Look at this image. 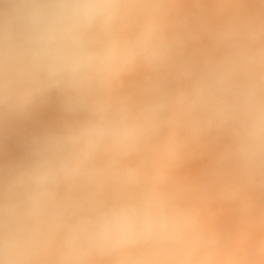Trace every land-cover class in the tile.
Here are the masks:
<instances>
[{"label": "clouds", "instance_id": "obj_1", "mask_svg": "<svg viewBox=\"0 0 264 264\" xmlns=\"http://www.w3.org/2000/svg\"><path fill=\"white\" fill-rule=\"evenodd\" d=\"M260 4L255 15L218 30L223 53L198 74L188 73L187 88L134 108L128 96L110 94L135 67L156 71L169 58L165 4L0 0V111L23 113L55 89L65 93L69 111L90 114L37 141L30 166L0 178V264H88L93 255L141 242H175L177 222L162 207L106 195L131 183L136 170L124 159L162 127L178 126L193 139L228 131L231 144L220 161L236 175L225 184V197L237 201L250 189H264V0ZM141 9L150 11L135 33L124 35ZM53 250L56 258L44 259Z\"/></svg>", "mask_w": 264, "mask_h": 264}, {"label": "bare ground", "instance_id": "obj_2", "mask_svg": "<svg viewBox=\"0 0 264 264\" xmlns=\"http://www.w3.org/2000/svg\"><path fill=\"white\" fill-rule=\"evenodd\" d=\"M157 2L167 6L166 12L170 8V16L166 14L164 20L169 39L176 46L172 51L177 52L173 57L169 55L156 71L135 67L113 87L110 99L128 96L134 108L151 102L161 93L175 95L187 88L188 73L198 74L207 61L223 53L224 47L216 39L218 30L237 17L255 15L261 10L260 0H141L144 4ZM148 11L139 10L125 25L123 34H133L128 27L135 21L141 24ZM190 15L195 17L192 23ZM181 33L179 41L177 35ZM196 38L200 42H195ZM184 40L189 46L195 42L194 51H188V55L183 48ZM180 57L183 63L179 62ZM53 92L38 98L23 113L0 111V178L30 166L37 141L90 119L86 110L67 109L65 93L62 97L57 95L61 102L58 99L53 102L51 98L56 96ZM51 103L59 108L54 107L56 113L52 107L53 110H48ZM230 144L228 131L211 130L193 139L178 126H166L152 134L123 161L136 170L129 178L131 183L118 191L110 189L106 195L109 199L119 195L129 201L143 198L162 207L177 222L178 228L172 233L175 242H141L109 255H93L88 264H123L126 259L197 264L206 258L215 264H227L230 260L264 264V189H250L237 201L225 197L224 186L236 175L233 165L220 161ZM54 258L55 250L44 257Z\"/></svg>", "mask_w": 264, "mask_h": 264}, {"label": "rangeland", "instance_id": "obj_3", "mask_svg": "<svg viewBox=\"0 0 264 264\" xmlns=\"http://www.w3.org/2000/svg\"><path fill=\"white\" fill-rule=\"evenodd\" d=\"M177 9H178V8H177ZM169 11H170V8H169ZM169 11L167 10V12H168V13L166 12L167 15H169ZM191 13H192V11H191ZM188 14H189V13H188ZM169 16H170V15H169ZM189 17H190V20H191V23H192V22H193L192 19L195 18V17H194V16L192 17L191 15H190ZM191 17H192V18H191ZM201 17H203V16L201 15L199 18H201ZM161 19H163L162 21H164L163 23L165 24V20H164V19H165V16L162 17ZM187 19H188V17H187ZM193 20H194V19H193ZM199 20H200V19H199ZM199 20H198V21H199ZM189 22H190V21L188 20V23H189ZM199 22H201V20H200ZM135 23H136V24H135ZM194 23H196V22H194ZM133 24H134V25H133ZM133 24L131 25V27L133 26L132 28H131L130 26L128 27V29H129L128 31H133V32L135 33V30L138 28V26H139L140 24H138L137 21H135ZM195 25H197V24H195ZM195 25L193 24L194 27H195ZM199 25H200V24H199ZM203 26H204V25H203ZM187 27H188V26H187ZM187 27L185 28L186 30H187ZM188 28H189V27H188ZM195 29H196V28H195ZM190 30H192V29H190ZM187 32H188V30H187ZM196 32H197V31H196ZM189 33H190V32H189ZM191 33H192V32H191ZM191 33H190V34H191ZM193 34H194V33H193ZM191 35H192V34H191ZM191 35H189V37H187L188 40H189V38H190ZM177 36H178L179 41H180V37L182 36V33H181L180 35H177ZM179 36H180V37H179ZM194 38H195V36H194ZM190 40H191V39H190ZM184 41H185V40H184ZM196 41H197V42H200L199 38H198V39L196 38L195 42H196ZM176 42H177V41H176ZM195 42H193V46H194ZM185 43H186V44H185ZM185 43H183L184 47H183V46H182V47L184 48L185 53H187V55H188V53H189L188 51H192V50L194 49V47H193L191 44H190V46H191V47H190L189 44H187V41H185ZM175 44H176V43H175ZM179 44H180V43H179ZM198 44H199V43H198ZM172 45H174V44H172ZM196 45H197V44H196ZM172 47H173V46H172ZM175 47H176V46H175ZM175 47H173V48H175ZM186 47H187V49L185 50ZM189 47H190V48H189ZM192 47H193V48H192ZM179 48H180V46H179ZM172 50H173V49H172ZM172 50H171V52L174 53V54H171V53H170V55L173 57V56L176 54L177 50H176L175 52H173L175 49H174L173 51H172ZM180 50H181V49H180ZM186 51H187V52H186ZM193 51H194V50H193ZM189 54H190V53H189ZM183 56H184V58H185V55H183ZM181 57H182V56H181ZM181 57H180V58H181ZM182 58H183V57H182ZM182 58H181V60L179 59V62L181 61V63H183V62H182ZM200 59H201V58H200ZM202 61H203V58H202ZM53 91H55V89L49 92L50 95L52 94ZM56 91H58V90H56ZM57 93H58V92H57ZM62 94H63V93H61V94H56V92H55V93L53 92V95H56V96H55L54 99H53L54 96H52L51 100H52L53 102H55V103H56V101H57V102H61L62 100H61L60 98H57V97H58L57 95H60V96L62 97ZM64 95H65V94H63V96H64ZM46 96H48V95L46 94ZM64 97H66V96H64ZM55 99H58V100L55 101ZM59 99H60V100H59ZM44 101H45V100H44ZM47 101H48V100H47ZM50 107H52L53 109H54V107H55L56 109H59V108L57 107L56 104H54V105L52 106V103H51V106H49V109H48V110H51V109H52V108H50ZM53 109H52V110H53ZM54 111H55V109H54L52 112H54ZM52 112H51V113H52ZM55 113H56V111H55ZM38 119H39V118H38ZM37 126H38V125H37Z\"/></svg>", "mask_w": 264, "mask_h": 264}]
</instances>
